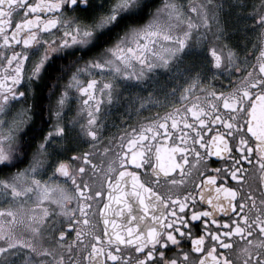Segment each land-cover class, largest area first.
I'll return each instance as SVG.
<instances>
[{"label":"snow or ice","instance_id":"snow-or-ice-1","mask_svg":"<svg viewBox=\"0 0 264 264\" xmlns=\"http://www.w3.org/2000/svg\"><path fill=\"white\" fill-rule=\"evenodd\" d=\"M0 264H264V0H0Z\"/></svg>","mask_w":264,"mask_h":264},{"label":"flooded vegetation","instance_id":"flooded-vegetation-1","mask_svg":"<svg viewBox=\"0 0 264 264\" xmlns=\"http://www.w3.org/2000/svg\"><path fill=\"white\" fill-rule=\"evenodd\" d=\"M158 2H159V0H158ZM241 55H243V54H241ZM185 63H186V61L177 60L176 62H174L172 64L170 69H161L160 71L166 73L167 75H178V73L184 69ZM163 80H164V77L162 76L161 81H163ZM154 111H155V109H154ZM133 211L134 212L140 211V209L134 208Z\"/></svg>","mask_w":264,"mask_h":264}]
</instances>
